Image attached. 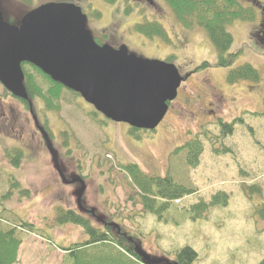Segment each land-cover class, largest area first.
I'll use <instances>...</instances> for the list:
<instances>
[{"label": "rangeland", "instance_id": "obj_1", "mask_svg": "<svg viewBox=\"0 0 264 264\" xmlns=\"http://www.w3.org/2000/svg\"><path fill=\"white\" fill-rule=\"evenodd\" d=\"M0 1L5 19L18 25L25 13L50 0ZM79 1L89 13L92 26L107 25L109 32L115 34L117 46L127 43L131 52L162 60L166 58L164 53L175 51L179 57L173 58L172 62L186 78L164 120L154 132L143 133L142 139L130 135L125 123L109 121L102 115L95 119L91 115L94 108L67 91L63 92L60 110L49 111L40 100H35L36 117L52 134L51 142L65 176L71 179L80 175L86 182L84 205L94 209L98 217L112 218L114 223L122 224L131 233L137 232L140 248L153 258L175 260L177 250L191 246L198 252V259L193 264H258L264 258V220L256 214V208L264 204L262 53L248 54L243 50L242 56L233 63L238 66L240 62H250L260 69L262 81L230 85L226 80L229 67L216 66V51L211 42L198 51L192 48L197 39L194 36H190V45L176 47L169 43L170 39L163 43L151 40L149 45L146 38L135 33L138 20L143 23L163 21L152 9L137 4L135 9L125 12L107 6L103 8L97 0ZM243 3L247 2L243 0ZM260 3L264 5V0ZM98 8L102 10L103 18L96 10ZM138 13L144 17L138 18ZM110 14L111 21L109 17L105 19ZM166 27L172 41H178L169 23ZM253 29L254 25L241 24L235 35L237 44L250 43ZM177 33L180 32L177 30ZM179 40L183 42L184 37ZM204 62L209 66L201 69ZM4 89L0 83V200L11 188L10 178L18 180L20 189L29 190L30 196L23 197L13 190L3 199V205L36 228L35 232H18L23 243L17 264H83L82 260L77 262L76 259L85 255H89L92 264H115L114 261L100 262V256L104 255L100 249H107L110 256L120 255L118 249L102 245L72 255V261L65 259L68 252L64 248L89 238L78 225L60 226L54 221L60 207L80 210L77 199L80 184H67L61 179L33 114L16 98L7 97ZM219 117L237 122L232 135L221 137L220 142L214 144L222 135L221 128L213 124ZM64 131L70 135L68 146ZM204 131L210 134L209 139L199 134ZM194 134L201 137L204 145L200 164L195 168L187 164L185 150L174 153ZM6 148L22 149L24 157L19 167L11 165L5 154ZM224 148L229 150L223 151ZM128 163L138 164L149 174L165 176L169 172L175 181L196 193L180 204L171 205L164 220H158L156 215L147 214L140 204L134 203L136 199L131 200V196L136 197V191L121 167ZM244 186H259L261 190L250 192ZM219 190L230 195L229 204L212 207L206 218L193 220L188 212L190 206L201 200L209 201ZM0 213H3L1 205ZM85 215L95 226H103L97 218ZM7 216L10 220L15 218L10 212ZM120 264L141 263L125 259Z\"/></svg>", "mask_w": 264, "mask_h": 264}, {"label": "water", "instance_id": "obj_2", "mask_svg": "<svg viewBox=\"0 0 264 264\" xmlns=\"http://www.w3.org/2000/svg\"><path fill=\"white\" fill-rule=\"evenodd\" d=\"M87 20L78 4L48 1L25 13L20 24H12L0 1V83L15 97L28 100L33 113L22 67L31 63L79 93L107 119L140 130L156 129L185 80L180 69L171 61L140 56L126 45L98 44ZM34 119L64 182L81 184L79 208L95 215L94 209L83 206L86 182L80 176H65L49 134L35 115ZM138 252L146 263L170 264L140 247Z\"/></svg>", "mask_w": 264, "mask_h": 264}, {"label": "trees", "instance_id": "obj_3", "mask_svg": "<svg viewBox=\"0 0 264 264\" xmlns=\"http://www.w3.org/2000/svg\"><path fill=\"white\" fill-rule=\"evenodd\" d=\"M22 2L30 3L31 0H21ZM65 1V0H56ZM171 6L177 5L175 8V13L180 21L184 25L194 28V26L199 25L207 31L210 40L214 44L218 55H217V65L218 67H229V71L226 75L227 83L230 85L239 84L241 82L247 81L251 84L262 81L263 76L260 69L250 62H240L238 66H233V63L239 59L242 54L228 55L224 56L228 50H230L233 43V36L228 31V24L230 23L228 8L222 9V0H167ZM230 0H226V2ZM222 9V10H221ZM128 12V10H127ZM194 15L191 17V14ZM209 12L213 18H208L206 13ZM241 19L244 22H253L256 20V13L252 8L242 7ZM232 18H235V14H232ZM194 21V23H193ZM134 30L147 38L152 39L154 36H159L164 38L166 41L169 40L164 27L158 22H146L144 24H137ZM168 61H174L172 57L166 58ZM209 63L204 62L200 67L201 69L206 68ZM23 71L25 74V85L29 94V98L32 103L35 100H40L45 105V108L49 111L60 110L61 99L63 92L67 91L74 95L75 98L81 97V95L73 90L66 88L59 82L51 79L50 76L46 75L41 69L36 67L31 63L22 64ZM199 69V70H201ZM5 95L7 97H14L9 91L4 89ZM16 98V97H14ZM20 101L26 109L31 110L30 103L28 100H22L16 98ZM34 114L35 108L33 105ZM90 114V113H89ZM91 115L96 119L101 116L100 113L93 110ZM108 120V119H107ZM240 120V119H238ZM108 122V121H107ZM237 120H224L219 117L216 119L215 123L217 128H221V136L217 137V142L221 137H225L229 134H233L235 131V124ZM42 125V124H41ZM46 132L52 138V134L48 131L46 125H42ZM130 135L136 139H142L143 133L149 130H139L129 126ZM156 130V129H155ZM153 130V132L155 131ZM205 139H209L210 134L208 131L200 132ZM64 136L67 138L66 146H68V139L70 137L68 131H64ZM186 151V162L191 167H197L200 164L201 157L204 152V145L201 137L194 134L190 137L183 145L178 147L174 152L177 154L179 151ZM218 151V148L215 149ZM229 148H224L223 151H227ZM221 152V151H220ZM6 157L10 160L12 166L19 167L21 159L24 157L22 149L20 148H6ZM123 168L127 179L129 180L130 186L135 188L136 197L131 196V200L134 203H138L142 206L144 212L147 214L156 215L158 220H164L166 212L170 209L171 205L177 203H182L188 196L196 193L195 190L190 189L183 184L175 181L173 176L168 172L167 175L162 176L161 174H149L146 173L138 164L128 163L121 165ZM13 177V176H11ZM10 190L5 193L2 198H8L12 191L20 192L21 196L29 197L30 191L26 189H20V182L15 178H10ZM245 190H250V192L257 190L260 191L259 186H244ZM230 195L226 191L219 190L211 196L209 201L201 200L190 206L188 212L193 220L206 218L209 210L215 206H227L229 204ZM3 199L0 200L2 212L0 213V264H17L19 261L20 247L23 243V239L19 237L18 232L21 233L23 230L27 232H35L36 228L33 224L26 221L23 217L5 208L3 205ZM14 214L15 218L10 220L7 213ZM85 212H80L72 208H58L55 216V223L57 225H78L85 233L89 236L84 242L76 243L71 247L64 248L68 252V256L65 259H70L72 255H79L83 253L88 247L98 245V246H110L113 249H118L120 253L119 256H110L107 249H100L104 255L100 256V262L114 261L115 264L124 263L125 259L137 260L141 264H149L142 260L138 252L137 246H140V235L136 233H131L125 226L119 223H114L112 218L104 219L106 224L97 227L93 224L92 220L88 218ZM256 214L259 219L264 220V204L259 205L256 208ZM91 215V214H90ZM17 216V217H16ZM118 225V226H116ZM40 235L42 233L38 232ZM41 236H46L42 234ZM49 239L51 237L49 236ZM62 248V247H61ZM176 259L169 258L170 264H193L198 259V252L191 246H184L175 253ZM83 261V264L90 263L89 255H85L82 259L78 256L76 261ZM72 261V260H71ZM168 264V263H161ZM264 264V258L258 263Z\"/></svg>", "mask_w": 264, "mask_h": 264}, {"label": "flooded vegetation", "instance_id": "obj_4", "mask_svg": "<svg viewBox=\"0 0 264 264\" xmlns=\"http://www.w3.org/2000/svg\"><path fill=\"white\" fill-rule=\"evenodd\" d=\"M245 1L247 2L246 4L243 3V0H230V2L229 1L226 2V0H222L221 8L222 9L228 8V11L230 13L228 15L229 19H230L229 20L230 23L228 24L227 28H228V31L233 36L232 46H231L230 50H228L226 53H224V56L226 54L236 55V54H238L237 52H239V54L240 53L243 54L242 53L243 50H245L246 53H248V54L262 53V55L264 56V5L260 3V0H245ZM64 2H73V3L80 5L79 0H65ZM163 2L164 3H162L161 0H97V4L99 6L101 5V7H103V8L105 6H107V7H111L112 9L113 8L119 9L120 11L124 10L125 12H127V10L129 11L130 9H135L137 4H142L146 7H148L149 9H152L153 12L158 14V18L163 20L162 21L163 23L160 21L159 22L155 21V22L160 23L164 27V29H165V31L168 34V37L170 39L169 43L175 44L176 47L177 46L178 47L179 46L180 47H182V46L186 47V46L190 45V43L192 42L190 40V36H194V38H197L196 40H194L195 46L192 48L197 49L198 51L203 49V45H208V41L212 43V41L209 38L207 31L204 30L203 27L196 25V26H194V28H190L189 26L184 25L183 22L178 19L177 15L175 13V10H174L175 8H177V5H176V7L171 6L167 0H164ZM92 5H93V7H95L93 3H92ZM80 6L83 8L82 5H80ZM243 6L248 7V8H252L254 10V12L257 13L255 21L246 22V24H249V26L254 25V29L251 31V34H250L251 42L247 43L245 41V43H246L245 46H241L240 43L238 45L237 41H235L236 40L235 35L239 32L238 30H239L241 24L244 23V21L241 19V15H242L241 12H242ZM83 10H84V8H83ZM96 10H98V12H100L101 17L103 18L104 14H103L102 10H99V8ZM85 14L88 17L87 25L90 28V30L92 31V33L95 37V40L98 44H100V45L110 44L116 48H119L122 45H126L129 48V45L127 43H121L119 46H117L116 43H114L115 42V34H112L109 32V30L107 29L108 28L107 25H105V26L103 25V27H99L96 24H94L92 26V20L89 16V13L85 11ZM106 14H108V13L106 12ZM111 14H110V16L105 17V19H107L109 17L110 21H111ZM232 14H235V18H232ZM138 15H140V16H138V18H140V19L144 17L143 14L138 13ZM193 15H194V12L191 14V17ZM206 16L209 19L213 18L209 12L206 13ZM131 18H132V16H131ZM134 18H136V16ZM258 19H259V21L256 23V21ZM143 22L144 21L138 20L135 22V25L144 24ZM166 23H169V26L171 27L173 34L177 36L178 41H176V42L172 41L170 31L166 27ZM193 23H194V21H193ZM176 29L180 33H177ZM135 33H138V32H135ZM138 34H140V33H138ZM140 35H142V34H140ZM239 35L241 36V33ZM142 36H143V38H146L147 42H149V45L152 44L151 40L162 42V43L165 40L164 38L159 37V36H154L152 39L147 38L144 35H142ZM182 36L184 37L183 42L179 40L180 37H182ZM258 44H260L261 47H259ZM212 45L215 48L213 43H212ZM236 48H239V51L238 50L235 51ZM204 49H206V48H204ZM162 51L166 52L165 49H163ZM215 51H216V57H217L218 52H217L216 48H215ZM164 54H166V58L172 57V58L176 59L179 57V55H177L175 51H169L168 53H164ZM78 184H80V183H78ZM80 187H81V184H80ZM94 216L97 217L98 215H94ZM100 219H101V222L103 223V225L106 224V222H103L102 218H100Z\"/></svg>", "mask_w": 264, "mask_h": 264}]
</instances>
